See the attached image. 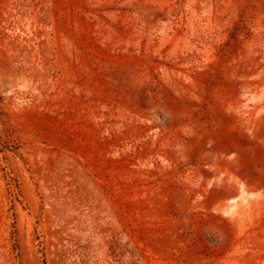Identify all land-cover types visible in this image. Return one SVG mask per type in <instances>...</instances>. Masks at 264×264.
Wrapping results in <instances>:
<instances>
[{
    "label": "rangeland",
    "instance_id": "374dc122",
    "mask_svg": "<svg viewBox=\"0 0 264 264\" xmlns=\"http://www.w3.org/2000/svg\"><path fill=\"white\" fill-rule=\"evenodd\" d=\"M0 264H264V0H0Z\"/></svg>",
    "mask_w": 264,
    "mask_h": 264
}]
</instances>
